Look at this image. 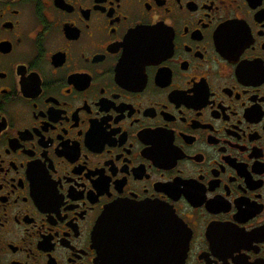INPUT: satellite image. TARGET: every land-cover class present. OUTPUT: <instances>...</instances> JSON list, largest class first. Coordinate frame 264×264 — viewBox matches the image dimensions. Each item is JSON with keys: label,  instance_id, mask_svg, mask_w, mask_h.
<instances>
[{"label": "flooded vegetation", "instance_id": "flooded-vegetation-1", "mask_svg": "<svg viewBox=\"0 0 264 264\" xmlns=\"http://www.w3.org/2000/svg\"><path fill=\"white\" fill-rule=\"evenodd\" d=\"M172 213L264 264V0H0V264H166Z\"/></svg>", "mask_w": 264, "mask_h": 264}, {"label": "water", "instance_id": "water-1", "mask_svg": "<svg viewBox=\"0 0 264 264\" xmlns=\"http://www.w3.org/2000/svg\"><path fill=\"white\" fill-rule=\"evenodd\" d=\"M106 210L119 212V211H152L156 212V219H164V214L167 212L166 219H169L170 212L169 210L157 202H133V201H116L109 205ZM105 218V213L102 212L97 217L93 231H92V238L96 245L97 252H98V259L100 262V255H101V236H102V223ZM167 233H171V244L168 245L167 249V260L166 264H182V260L186 250V242L183 241V234L181 231V226L179 219L172 213L171 214V230L170 226L167 225ZM170 231V232H169Z\"/></svg>", "mask_w": 264, "mask_h": 264}]
</instances>
